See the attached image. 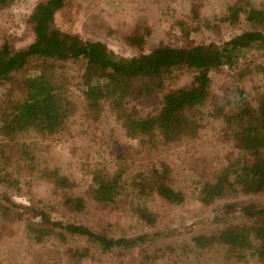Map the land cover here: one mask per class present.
Masks as SVG:
<instances>
[{
  "label": "trees",
  "instance_id": "16d2710c",
  "mask_svg": "<svg viewBox=\"0 0 264 264\" xmlns=\"http://www.w3.org/2000/svg\"><path fill=\"white\" fill-rule=\"evenodd\" d=\"M64 1L34 5L22 21L26 45L0 42V222L19 223L37 246L22 256L0 247V264H81L95 252L115 253L118 264H263L264 71L250 95L245 84L258 78L234 60L243 49L264 53V2L227 0L202 12L213 0H196L184 24L205 39L145 53L134 28L121 38L138 52L117 57L100 40L54 27ZM32 59L35 70L17 79ZM176 70L190 74L186 85L166 84ZM218 76L232 86L214 90ZM147 102L145 117L130 109ZM114 125L123 145L113 158L103 135ZM202 128L215 132L209 153ZM53 142L69 155L66 175ZM170 143L179 150L168 153ZM186 197L208 211L184 222Z\"/></svg>",
  "mask_w": 264,
  "mask_h": 264
},
{
  "label": "rangeland",
  "instance_id": "374dc122",
  "mask_svg": "<svg viewBox=\"0 0 264 264\" xmlns=\"http://www.w3.org/2000/svg\"><path fill=\"white\" fill-rule=\"evenodd\" d=\"M42 1L45 0H16L12 4L1 6L0 42L3 37L7 36L14 41V45L17 47L26 45L30 35L26 32L25 28L23 29L22 21L32 11L34 5ZM194 1L197 2L199 0H65L63 7L54 13L53 24L59 31L75 34L82 41L100 40L117 57H130L138 51L127 46L121 36L123 33L129 32L134 28L135 31L141 32L144 35L142 52L145 53L151 51L159 43L193 46L199 39H205L203 34H199V36L197 35L198 33L188 34L187 27L184 24L191 17L188 12L195 3ZM255 1L264 2V0ZM223 2L226 3L227 0H213L209 4L205 2L202 7V12H209L212 9H217V7L220 8L219 6ZM213 4L216 7L210 8ZM222 6L224 7V4ZM262 11L264 12V7ZM180 27H184L183 29L186 28V30L181 31ZM38 64L39 62L32 59L29 64V69L19 72L17 79L22 80L25 78L28 74L32 73L31 71L35 70L34 67ZM245 64H250V73L258 78L255 81L245 84V92L250 95H256L260 92L261 87L259 81L260 76L258 75L260 69L264 71V53L256 49L240 50L236 55L234 65L241 67ZM74 65L72 64L69 67V72L72 75L73 73H78L77 64ZM189 78L190 74L187 71L176 70L173 71L171 79L166 84L172 87L186 85ZM226 81L229 82L228 79L220 80L219 76L217 78L214 77V90L219 91L225 89L224 83L227 84ZM75 100L76 106H80V97ZM150 103H133L130 109L135 111L137 117H145L152 111L153 106L151 107ZM153 104L156 106L158 101L155 100ZM112 123L111 119H109L107 121L108 127ZM116 126L114 125L115 134L105 131L103 135L106 140L108 139L113 142L111 148L113 158L120 153L123 145V139L118 137ZM211 133L215 134L212 128H202L199 130V145L203 146V152L206 151L209 153L211 146L215 144ZM79 144L80 147L86 149L87 141L84 137L80 139ZM51 147L55 150L54 155H57L56 167L58 173L60 175H66L69 171V155H65L59 144L55 142L51 144ZM178 147V143H170L167 146V151L168 153L178 151ZM216 150L220 152L219 157L222 156L221 147H218ZM181 211L186 216V221L184 222H191L193 221V217L200 215L202 211L207 212L208 209L198 200L192 197H186L184 207ZM85 217L88 221L92 220L91 215ZM28 241L19 223L13 221L0 222V247L15 251L22 256L23 254H28V249L34 251L37 249L36 245L30 246ZM184 244V242L176 243V246L182 248ZM94 256V259L83 260L81 264L119 263L115 253L101 254L95 252ZM23 262L27 264L25 260Z\"/></svg>",
  "mask_w": 264,
  "mask_h": 264
}]
</instances>
